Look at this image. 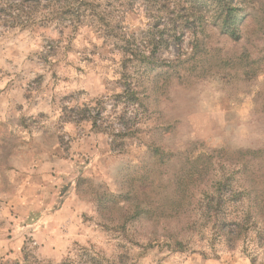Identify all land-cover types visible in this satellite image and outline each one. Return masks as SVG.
Wrapping results in <instances>:
<instances>
[{
	"label": "rangeland",
	"instance_id": "374dc122",
	"mask_svg": "<svg viewBox=\"0 0 264 264\" xmlns=\"http://www.w3.org/2000/svg\"><path fill=\"white\" fill-rule=\"evenodd\" d=\"M233 3L239 40L212 0L0 24V264H264V0Z\"/></svg>",
	"mask_w": 264,
	"mask_h": 264
},
{
	"label": "trees",
	"instance_id": "16d2710c",
	"mask_svg": "<svg viewBox=\"0 0 264 264\" xmlns=\"http://www.w3.org/2000/svg\"><path fill=\"white\" fill-rule=\"evenodd\" d=\"M0 0V24H7L9 26H16L18 24L31 23L36 11L40 10L43 6V2L47 5L46 9L49 10V15L59 17L61 21L67 18H76L79 16V11L76 13V0ZM194 3L195 14L199 12V6L196 3L201 2V0H191ZM214 3L215 17L213 15V21H218L220 24V29L223 34L229 36L233 40H239L241 38L240 26L242 24L243 18L240 19L239 14L241 9L234 5L233 0H212ZM24 18V19H23ZM188 22V21H187ZM204 21H192L187 24L186 29L193 30L194 33H198L204 26ZM178 28V27H177ZM176 29H174L175 31ZM174 40H179L176 35H173ZM161 43V42H160ZM158 43V45L160 44ZM197 45L196 50L200 49ZM144 63L147 64V68L154 70L157 65V61L153 56L141 55ZM126 98L131 102L135 103L138 101L136 96L137 91H132L130 88L126 89ZM140 103V101H139ZM95 107L92 105L88 108L89 112L92 113ZM84 111H87L85 109ZM94 126L97 127V119L93 118ZM128 126V125H127Z\"/></svg>",
	"mask_w": 264,
	"mask_h": 264
}]
</instances>
